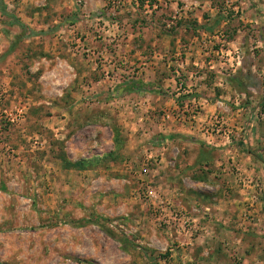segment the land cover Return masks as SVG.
Returning <instances> with one entry per match:
<instances>
[{
  "label": "rangeland",
  "instance_id": "obj_1",
  "mask_svg": "<svg viewBox=\"0 0 264 264\" xmlns=\"http://www.w3.org/2000/svg\"><path fill=\"white\" fill-rule=\"evenodd\" d=\"M0 264H264V0H0Z\"/></svg>",
  "mask_w": 264,
  "mask_h": 264
},
{
  "label": "trees",
  "instance_id": "obj_2",
  "mask_svg": "<svg viewBox=\"0 0 264 264\" xmlns=\"http://www.w3.org/2000/svg\"><path fill=\"white\" fill-rule=\"evenodd\" d=\"M22 29H24V27L20 26ZM133 84V83H132ZM133 86V85H132ZM138 92V89H135V87H127L126 85H124V90L122 92H126L128 94H131L133 92Z\"/></svg>",
  "mask_w": 264,
  "mask_h": 264
},
{
  "label": "built area",
  "instance_id": "obj_3",
  "mask_svg": "<svg viewBox=\"0 0 264 264\" xmlns=\"http://www.w3.org/2000/svg\"><path fill=\"white\" fill-rule=\"evenodd\" d=\"M213 53H215V52H213ZM220 53H221V52H220ZM207 54H208V53H207ZM216 54H218V53H216ZM208 55H210V54H208ZM210 70H212V67H210ZM165 119H166V120H170L171 117H169V116L167 115V116H165ZM172 120H173V119H172ZM215 123H216V124H219L220 127H221V124H222L221 122L215 121ZM217 132H219V131H217Z\"/></svg>",
  "mask_w": 264,
  "mask_h": 264
}]
</instances>
